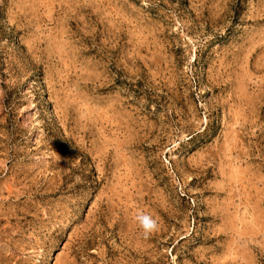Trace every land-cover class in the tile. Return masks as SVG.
Wrapping results in <instances>:
<instances>
[{"label":"rangeland","instance_id":"rangeland-1","mask_svg":"<svg viewBox=\"0 0 264 264\" xmlns=\"http://www.w3.org/2000/svg\"><path fill=\"white\" fill-rule=\"evenodd\" d=\"M0 264H264V0H0Z\"/></svg>","mask_w":264,"mask_h":264}]
</instances>
